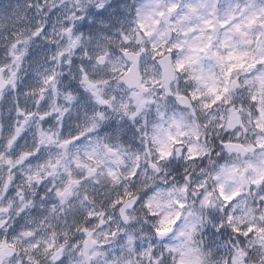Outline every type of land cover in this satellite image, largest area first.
Segmentation results:
<instances>
[{
	"label": "clouds",
	"instance_id": "obj_1",
	"mask_svg": "<svg viewBox=\"0 0 264 264\" xmlns=\"http://www.w3.org/2000/svg\"><path fill=\"white\" fill-rule=\"evenodd\" d=\"M0 264H264V0H0Z\"/></svg>",
	"mask_w": 264,
	"mask_h": 264
}]
</instances>
